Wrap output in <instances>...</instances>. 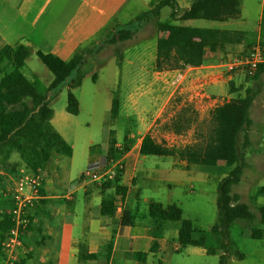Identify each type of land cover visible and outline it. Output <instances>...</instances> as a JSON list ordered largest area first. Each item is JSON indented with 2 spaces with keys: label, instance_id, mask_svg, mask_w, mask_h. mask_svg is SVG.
<instances>
[{
  "label": "rangeland",
  "instance_id": "rangeland-1",
  "mask_svg": "<svg viewBox=\"0 0 264 264\" xmlns=\"http://www.w3.org/2000/svg\"><path fill=\"white\" fill-rule=\"evenodd\" d=\"M156 1L152 0L151 3L149 0L142 1L146 2L143 6L141 1L132 2L141 12ZM177 1L180 5L179 11L188 6L187 0ZM169 11V8H164L159 19L165 20ZM131 19V17L125 19V22ZM156 21L157 18H153L143 23L134 34L132 42L126 43H109L108 31L117 22L107 23L104 26L105 22L102 25L104 27L94 35L95 41L81 50L82 53H86L85 64L79 70L73 71L60 87L52 91L49 97L50 108L53 111L49 124L71 146L72 153L70 156H65L53 152L49 163L47 162L42 169L36 168L33 172L25 167L18 152L10 153L8 158L0 162V213H8V215L11 213L12 202L9 193L11 177L34 176L37 173L41 175V170L44 177L45 169L55 167L51 170L55 172L54 176H50L51 182L56 186L57 191L65 192L69 182L80 176L83 177L87 169L105 168L110 166L111 162L122 164L126 149L134 146L140 137L137 124L140 115L151 117L152 114H157L156 126L150 131L152 134L149 133L157 143L174 148L185 147L194 144L200 135L205 134L209 128L210 112L218 104L232 97L243 96L245 90L250 89L253 94L250 115L254 126L250 129L248 136L252 138L257 134L260 139L262 133L264 137V72L260 73L258 79H253L246 74H241L239 69L227 72L226 63H224L225 57L243 55L250 49V46L259 44L264 48V0H242L241 17L225 22L173 21L172 26L158 31ZM189 23L199 27L244 31L252 41L249 48L236 46L226 49L225 52L221 51V56L215 57L219 54L220 51H218L205 60L206 62L197 64L200 65L197 75L202 78L198 93H195L189 84L182 87L186 77H190V73L184 69L185 66L160 70L156 72L157 75L152 76L153 59L156 57L159 42L158 33H163L166 38L171 39L180 31L182 25ZM92 44L96 45L94 50L87 53L93 46ZM98 46L100 49L97 50ZM117 51L118 53L121 51L122 55L120 64L115 55ZM25 65L22 73L24 71L23 74L33 82L37 90L44 91L46 84L53 80L51 72L36 57L33 60H26ZM175 70H180V72L173 78L170 86L168 79ZM193 70L196 71V68ZM34 74H37L36 77ZM178 78H182V82L179 86H174L173 81ZM230 81L233 82V88L236 91L231 92ZM73 82L79 83L73 85L71 84ZM70 84L73 86L71 91L79 101L77 115L66 111ZM209 86H214L216 90L208 95L206 88ZM153 95L158 97L157 104L156 100H153ZM113 99L118 102L116 114L112 113ZM147 99L150 102H142L141 105L145 113H141L131 105V102H141ZM27 102L31 104L28 100ZM108 130L114 132L115 139L123 147L122 149L117 148V152L110 159H107L106 155L104 157L100 155ZM242 142L243 137L240 135L237 144L239 155L237 164L243 167V174L239 183L231 188V193L238 194L240 200L251 209L264 207V193H260L261 188L264 187V163L260 166H253L252 163H257L256 160L250 158L244 160L247 150L252 149L256 153L262 149L263 152L264 147L260 146V141H254L244 148ZM183 163L173 157H138L134 171L135 182L130 184L128 214L135 228L143 230L150 229L152 226L154 229L160 228L157 233L162 232L163 235L159 242V250L154 253L148 252L143 264L219 263L218 254L207 253L205 247L189 245L183 241L197 239L203 234L206 236L208 248L219 247L221 237L214 235L211 228L218 222V182L227 175L230 169L222 164L186 168L185 164L182 165ZM114 179L112 186L115 187ZM83 180L84 183L97 185L88 183L84 178ZM114 191L113 188H109L101 193L92 185H87L76 194V205L81 209L88 207L87 198L89 192H93L89 206L93 208V212H97L99 197L103 195L106 198H112ZM40 200L36 201L33 206ZM150 203H159L163 207L175 204L180 207L182 219L190 220L193 224L191 234L182 235L179 232V221H163L160 226H154L148 215ZM33 206L28 207V214ZM4 227L5 225H0V249L1 235L5 232ZM253 228L262 231L260 239L251 238L250 232ZM228 236L229 240L234 243L235 250L242 254V258L229 256L227 264H264V224L257 219L253 222L236 220L230 225ZM175 247L178 251H175ZM163 253L172 254L169 262L161 260ZM133 257V260L137 262L136 257ZM114 264L120 263L115 261Z\"/></svg>",
  "mask_w": 264,
  "mask_h": 264
},
{
  "label": "trees",
  "instance_id": "trees-1",
  "mask_svg": "<svg viewBox=\"0 0 264 264\" xmlns=\"http://www.w3.org/2000/svg\"><path fill=\"white\" fill-rule=\"evenodd\" d=\"M124 1L85 0L54 48L47 53L40 50L35 52L39 61L53 75V80L44 91L37 90L22 73L25 61L30 55V49L24 44L0 47V162L8 158L10 153L16 151L24 161L25 167L33 172L36 168L42 169L53 152L65 156L71 155V146L49 124L53 114L49 105L50 94L60 87L73 71L79 70L86 62V53H76L70 59H68V53L107 22ZM164 8H169L170 11L167 18L161 21L159 18ZM241 12L242 0H191L190 6L182 13L178 12L176 0H157L130 21L115 23L108 31V42L126 43L132 41L137 29L153 18H157L155 24L157 30L160 31L165 27L172 26L173 21L225 22L239 19ZM158 35L159 42L154 62V69L157 71L197 65L202 63L209 54L218 51L225 52L228 47L234 46L249 48L252 43L244 31L199 27L191 24L182 25L180 31L171 39L166 38L163 33H158ZM95 46H91L87 53L94 50ZM96 49H100V46ZM262 49L264 51V48ZM116 58L120 64L122 60L120 51L119 53L116 52ZM261 72H264V63H261L254 74L249 77L258 79ZM78 83L73 82L71 84ZM229 85L231 92L236 91L232 81L229 82ZM72 88V85L68 88L66 111L69 114L77 115L79 101L71 91ZM27 100L31 104H28ZM252 102L253 94L250 89H246L243 96L232 97L218 104L210 112L208 130L205 134L200 135L194 144L189 146L168 147L157 143L149 133H146L138 149H133L123 158L122 168L114 179L116 193H120L122 187H126L129 183L134 184L133 172L138 155L173 157L178 162H184L186 168L190 166H215L217 164L229 167L230 170L227 175L218 182V222L211 228L214 235L221 237L219 247L216 249L208 248L206 236L203 234L197 239L183 241L189 245L205 247L207 253L218 254V264H227L229 256L242 258V254L235 250V245L228 236V229L234 221L253 222L257 219L261 224H264V207L251 209L240 200L238 194L231 193V188L239 183L243 174V167L237 164L239 160L238 137L242 135L244 148L251 144L248 133L253 124L250 116ZM117 108L118 102L113 99V114H116ZM115 152H117L116 139L111 130L109 132L107 159L112 158ZM83 183L84 180L80 176L69 183L68 189L78 188ZM111 186L112 181L106 182L101 185V189L107 190ZM114 209L112 199L101 201L100 214L102 216H113ZM148 215L155 226H160L163 221H179V232L182 235H189L193 230L192 222L182 219V210L175 204L163 207L159 203H150ZM8 222V213H0V225L4 226ZM127 224L129 223L124 219L120 222V227H126ZM67 229L68 226H65L57 264H67L69 240ZM250 236L252 239L258 240L262 236V231L253 228ZM157 251V243L154 242L150 252ZM146 256L147 253L144 252L135 255L140 264L144 263ZM86 257L94 258L95 255L89 254ZM171 257V253H163L161 260L169 262ZM80 259L82 258L80 257ZM16 264H23V261L19 260Z\"/></svg>",
  "mask_w": 264,
  "mask_h": 264
},
{
  "label": "crops",
  "instance_id": "crops-1",
  "mask_svg": "<svg viewBox=\"0 0 264 264\" xmlns=\"http://www.w3.org/2000/svg\"><path fill=\"white\" fill-rule=\"evenodd\" d=\"M84 1L85 0H0V47L3 45L17 46L19 44H24L30 49V55L26 60H33L34 57L38 59L35 52L40 50L47 53L54 48ZM132 1H141L142 6L146 4V2H142L146 0H125L114 14L110 16L104 26L107 23L125 22V19L129 17L133 18L137 15L139 10ZM187 1L188 6L184 8V10L190 6L191 0ZM177 3L179 11L180 5L178 1ZM184 10L179 11V13H182ZM104 26L87 37L74 50H71L68 53V59L76 53L82 52L81 50L85 49L88 44L94 42L96 39L94 35ZM229 48L233 47H228L227 49ZM216 53L207 55L204 62ZM220 54H222L221 51L219 54H216L215 57L221 56ZM154 62L155 58L152 64V69L154 70L152 76L158 73L157 70L154 69ZM25 68L28 70L26 65ZM193 68H196V71H194ZM184 69L190 73V77H186L182 87L185 84H189L193 91L198 93L202 81V78L197 75L198 70H200V65L193 67L187 65ZM179 72L180 70L172 72L168 79L169 85ZM36 75L37 74H34L35 77ZM49 84L50 82L46 84V87ZM190 90L191 89H189V91ZM215 90L216 88L214 86L206 88L208 95ZM153 96V100H156L157 104L158 97L155 95ZM142 102L149 103L150 100L131 102V105L134 109L139 110L141 113H145L144 108L141 106ZM156 116L157 114H152L151 117H145L143 115L138 117L137 124L139 125L140 137L134 146L128 147L124 156L133 149H138L142 137L146 133H151L150 131L156 126ZM253 126L254 122L252 124V127ZM249 138L251 144L254 141H260V146L264 147V137L262 133L260 139L257 134L252 138L249 136ZM108 145L109 130L106 131L102 152L100 153L103 157L107 154ZM121 146L122 145L116 140V147L122 149L123 147ZM139 156L140 155L136 157L134 171ZM247 158L257 161V163H252L253 166H260L264 163V148L263 152L262 149H260L256 153L252 149L247 150L244 155V160H247ZM50 163L52 164L53 161ZM51 164L50 166H52ZM182 165L184 166V163ZM54 168L55 167H50V169H45L46 172L43 177V197L31 210H29L31 225L22 236V249L19 253L18 262L21 260L23 264H57L64 238L65 226H68L67 233L69 234L67 264H114L115 261H118L120 264H140L137 258H135L137 262L133 260V256L137 253H151L150 249L154 242L157 243L159 250V242L163 237L162 232L157 233L160 228L154 229L151 226L152 230L151 228L139 230L132 226L131 216L128 214L131 183H129L127 187L124 186L121 192L117 193L118 195H116V186H111L110 188L115 190L114 196L112 198H106L101 195L99 197L98 211L93 212V208L89 206L92 201L93 192H89L87 198L88 207L84 209L77 207L76 194L81 188H86L87 185H92L94 188L100 190L101 193L106 190H102L101 186L83 183L78 188L72 190H69L67 186L65 192L57 191L58 189L51 182L50 178V176L55 175V172L51 171ZM263 188L264 187L261 188L260 193H264ZM118 196L122 197L121 202L116 201V197ZM103 199L113 200L115 208L113 216L107 217L100 214V204ZM119 202L121 204L120 210L116 209V205H118ZM124 219L129 224H127L128 226L126 227H120V222ZM174 249L178 251L177 247ZM89 254H94L95 257L87 258L86 255ZM80 257L82 259H80ZM129 257L130 261H128Z\"/></svg>",
  "mask_w": 264,
  "mask_h": 264
},
{
  "label": "built area",
  "instance_id": "built-area-1",
  "mask_svg": "<svg viewBox=\"0 0 264 264\" xmlns=\"http://www.w3.org/2000/svg\"><path fill=\"white\" fill-rule=\"evenodd\" d=\"M241 56V57H240ZM229 55L224 58L227 72H233L237 69L241 74L251 76L257 70V67L264 63V51L258 44L252 46L243 55ZM182 78L173 81L174 86H179ZM122 168L119 162H111L110 166L98 170L87 169L83 177L88 183H103L112 181ZM34 176L11 177L10 198L12 202L9 222L5 225L4 233L1 235L0 264H15L18 262L20 250L22 249V236L30 226L28 207L40 200L43 196V172ZM117 201L122 200L121 196L116 197ZM120 202L116 209H121Z\"/></svg>",
  "mask_w": 264,
  "mask_h": 264
}]
</instances>
